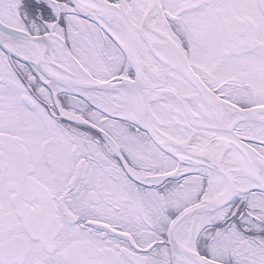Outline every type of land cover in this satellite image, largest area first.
Listing matches in <instances>:
<instances>
[{
	"label": "snow or ice",
	"instance_id": "1",
	"mask_svg": "<svg viewBox=\"0 0 264 264\" xmlns=\"http://www.w3.org/2000/svg\"><path fill=\"white\" fill-rule=\"evenodd\" d=\"M0 264H264V0H0Z\"/></svg>",
	"mask_w": 264,
	"mask_h": 264
}]
</instances>
